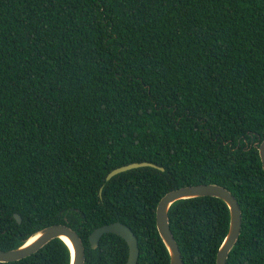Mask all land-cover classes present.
I'll return each mask as SVG.
<instances>
[{"label": "trees", "instance_id": "1", "mask_svg": "<svg viewBox=\"0 0 264 264\" xmlns=\"http://www.w3.org/2000/svg\"><path fill=\"white\" fill-rule=\"evenodd\" d=\"M264 0H0V250L65 224L85 264H170L156 224L168 192L218 184L243 212L228 264H264ZM149 162L107 180L115 169ZM19 214V223L14 214ZM184 264H216L226 203L169 213ZM54 239L0 264H70Z\"/></svg>", "mask_w": 264, "mask_h": 264}, {"label": "water", "instance_id": "2", "mask_svg": "<svg viewBox=\"0 0 264 264\" xmlns=\"http://www.w3.org/2000/svg\"><path fill=\"white\" fill-rule=\"evenodd\" d=\"M258 150L264 169V139L258 145ZM141 167H153L164 170L162 167L149 162L132 163L113 170L107 176V180H111L120 173ZM206 196L223 200L230 212L229 230L216 257V264H228L230 253L238 242L242 232L243 212L233 193L226 187L218 184H199L174 189L166 193L159 201L156 209V224L160 237L169 252L170 264H184L181 249L170 225L169 213L172 206L180 200ZM14 217L19 223H22V218L19 214H14ZM105 234H115L123 238L129 249L126 264H138L140 256L139 241L134 231L128 225L117 221L97 228L89 237L92 249H96L99 246L100 240ZM54 239H61L69 247L71 251L70 264H85L86 251L83 240L74 229L65 224H55L45 227L27 238L19 247L8 251L0 250V262H15L27 258L37 253ZM65 239H68L71 245Z\"/></svg>", "mask_w": 264, "mask_h": 264}, {"label": "bare ground", "instance_id": "3", "mask_svg": "<svg viewBox=\"0 0 264 264\" xmlns=\"http://www.w3.org/2000/svg\"><path fill=\"white\" fill-rule=\"evenodd\" d=\"M66 241H67V243H69V245H71V243L69 242V240L68 239H65Z\"/></svg>", "mask_w": 264, "mask_h": 264}]
</instances>
